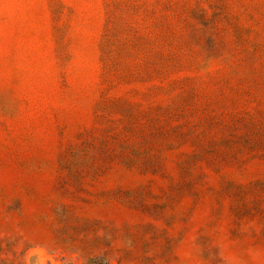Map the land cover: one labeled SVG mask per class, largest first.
I'll list each match as a JSON object with an SVG mask.
<instances>
[{"label": "rangeland", "instance_id": "374dc122", "mask_svg": "<svg viewBox=\"0 0 264 264\" xmlns=\"http://www.w3.org/2000/svg\"><path fill=\"white\" fill-rule=\"evenodd\" d=\"M0 264H264V0H0Z\"/></svg>", "mask_w": 264, "mask_h": 264}]
</instances>
